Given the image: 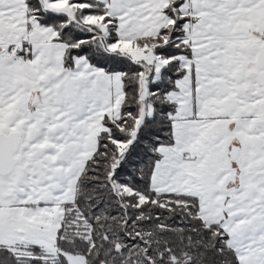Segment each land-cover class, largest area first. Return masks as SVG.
Listing matches in <instances>:
<instances>
[{"label":"snow or ice","instance_id":"obj_1","mask_svg":"<svg viewBox=\"0 0 264 264\" xmlns=\"http://www.w3.org/2000/svg\"><path fill=\"white\" fill-rule=\"evenodd\" d=\"M0 264H264V0H0Z\"/></svg>","mask_w":264,"mask_h":264}]
</instances>
